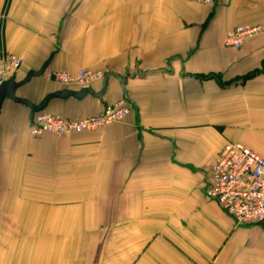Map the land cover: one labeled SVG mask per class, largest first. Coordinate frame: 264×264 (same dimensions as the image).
I'll list each match as a JSON object with an SVG mask.
<instances>
[{"label":"crops","instance_id":"0c3cea01","mask_svg":"<svg viewBox=\"0 0 264 264\" xmlns=\"http://www.w3.org/2000/svg\"><path fill=\"white\" fill-rule=\"evenodd\" d=\"M263 33L240 49L226 35ZM24 59L17 91L39 104L54 72L114 73L102 100H53L70 119L126 102L122 123L31 135L29 108L0 114V264H264V223L237 226L206 191L228 142L264 157V0H0V54ZM211 78L204 79L207 76ZM103 79L90 88L99 93Z\"/></svg>","mask_w":264,"mask_h":264},{"label":"built area","instance_id":"2783aa9c","mask_svg":"<svg viewBox=\"0 0 264 264\" xmlns=\"http://www.w3.org/2000/svg\"><path fill=\"white\" fill-rule=\"evenodd\" d=\"M198 5H212L215 0H186ZM263 33L262 26H242L226 35L225 48L240 49L245 41ZM24 59L0 54V85L21 70ZM53 80L68 88H90L103 79L101 72L82 70L77 74L54 72ZM131 114L126 102L107 106L98 115L70 119L46 111L32 121L31 135L71 136L94 132L122 123ZM206 194L229 214L237 226L264 223V157L240 142H228L212 167Z\"/></svg>","mask_w":264,"mask_h":264},{"label":"water","instance_id":"95a60500","mask_svg":"<svg viewBox=\"0 0 264 264\" xmlns=\"http://www.w3.org/2000/svg\"><path fill=\"white\" fill-rule=\"evenodd\" d=\"M49 63L50 61H47L39 71H30L27 76L21 81H17L16 77H12L0 85V114L2 106L6 100H10L15 104H20L29 108L31 120L34 119L37 113L46 111L49 103L53 100L67 101L69 99H75L78 101H82L87 96L102 100L104 94L107 91V86L110 77L116 78L120 82L124 92V99L125 101L130 102L127 95V90L125 88L127 84V79L121 78L119 75H116L114 73H107L104 75L102 90L99 93L94 92L91 88H84L77 91L66 89L47 95L39 104H34L28 99L18 97L17 91L28 83H30L34 78L41 77L48 68Z\"/></svg>","mask_w":264,"mask_h":264},{"label":"trees","instance_id":"16d2710c","mask_svg":"<svg viewBox=\"0 0 264 264\" xmlns=\"http://www.w3.org/2000/svg\"><path fill=\"white\" fill-rule=\"evenodd\" d=\"M211 77H212V76L209 75V76L205 77L204 79H208V78H211ZM46 112H47V111H46ZM48 113H49V112H48Z\"/></svg>","mask_w":264,"mask_h":264}]
</instances>
